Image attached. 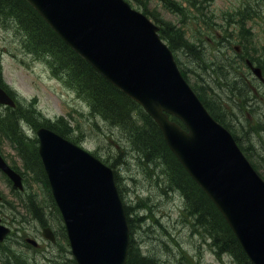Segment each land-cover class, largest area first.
<instances>
[{
	"label": "water",
	"instance_id": "95a60500",
	"mask_svg": "<svg viewBox=\"0 0 264 264\" xmlns=\"http://www.w3.org/2000/svg\"><path fill=\"white\" fill-rule=\"evenodd\" d=\"M27 1L67 45L143 106L253 264H264V181L182 76L159 28L125 0ZM253 71L262 78L259 68ZM0 103L14 106L1 87ZM37 136L77 263L126 264L130 229L113 169L47 128ZM0 169L22 188L1 156ZM7 232L0 226V241ZM44 235L54 241L49 229Z\"/></svg>",
	"mask_w": 264,
	"mask_h": 264
},
{
	"label": "rangeland",
	"instance_id": "374dc122",
	"mask_svg": "<svg viewBox=\"0 0 264 264\" xmlns=\"http://www.w3.org/2000/svg\"><path fill=\"white\" fill-rule=\"evenodd\" d=\"M127 1L132 8L144 11L146 7L153 15L173 22L185 32L186 38L198 49L199 58L189 52L177 51L181 67L207 101L230 114L224 117L225 124L242 138L245 147L249 146L247 154L252 156L260 174L264 175V85L255 79L240 57L252 60L264 71V1L173 0L181 6L178 14L161 0ZM247 7L252 13L245 22L236 12L241 10L244 13ZM6 25L0 22V63L7 88L23 105L36 104L37 112L46 120L53 122L64 118L77 130L74 134L77 145L102 161L108 159L107 164L123 155L116 161L114 169L120 178L124 203L136 208L132 217L144 218L133 231L135 243L143 254L153 257L159 264H233L230 256L217 257L208 236L202 231L200 234L199 227H194L193 218L185 211L181 193L166 191V178L160 168L142 165L130 155V150L126 153L117 147L112 140L120 136L119 130L94 117L88 104L55 78L45 61L27 50L17 29ZM235 78L238 81L236 87L243 90L246 103L250 99L257 100L251 106L243 104L242 99L238 100L239 93L234 97L230 94L228 83ZM204 87L212 91L209 89L206 93L202 90ZM30 134L32 136L34 132L30 130ZM0 152L10 164L26 174L27 191L48 205V193L29 178L11 143L1 137ZM10 189L7 177L0 172V196L6 204L2 216L14 230H19V243L9 248L11 254L20 255L31 264H64L68 260L65 251H69L66 240H61L59 245L45 241L38 220L25 211ZM12 205L14 212L10 210ZM12 213L18 221L11 219ZM47 221L48 226L59 234L62 221L51 217ZM27 239L37 240L41 246L35 248L26 242Z\"/></svg>",
	"mask_w": 264,
	"mask_h": 264
},
{
	"label": "trees",
	"instance_id": "16d2710c",
	"mask_svg": "<svg viewBox=\"0 0 264 264\" xmlns=\"http://www.w3.org/2000/svg\"><path fill=\"white\" fill-rule=\"evenodd\" d=\"M161 2L170 10H174L175 13L180 12L181 6L178 2L173 0H161ZM193 7H196V5L193 4ZM144 12L145 14L149 13L151 19L160 27L162 39L169 44L174 52L182 50L194 54L196 59L199 58L197 56L198 49L186 38L185 32L179 26L153 15L146 7ZM236 13L245 22L249 18L241 10ZM0 22L7 24L8 28L17 29L27 50L45 61L49 65L52 75L64 82L79 98L88 104L94 117L101 118L110 125V128L119 130L121 137L112 140L115 141L117 147L126 153L130 150V155L134 156L142 165L160 168L166 178V191L181 193L185 201L186 213L193 218L194 227H199L198 232L200 234L204 232L208 236L210 246L217 257L222 258L223 255H228L233 259L234 264H252L222 214L186 172L167 146L158 124L138 103L101 76L72 50L26 0H0ZM2 71L0 63L1 85L4 83ZM221 73L225 72L221 71ZM237 83L236 78L235 80L231 79V83H228L230 94L234 97L239 93L241 98L237 94L238 100L242 99L243 104L251 106L257 100L249 97L250 101L246 103L245 96L242 94L243 90L236 87ZM194 89L212 116L228 128L229 125L225 124L224 117H229L230 114L219 108L214 102L207 101L197 88ZM209 89L208 87L202 88L206 93ZM35 107L36 105L30 103L15 110L10 108L0 109V130L16 145L17 151L24 162V168L32 172L35 179L49 192L47 176L38 152V140L35 137L30 138L25 135L21 128L22 123L32 126L35 130L41 126L48 127L74 142L77 139L74 136L77 130L68 124L64 118L55 122L44 120L36 112ZM236 139L240 144L241 139L239 137H236ZM242 150L247 154V149L242 148ZM120 157L110 161L111 167L116 166V161ZM105 162H109V160L106 159ZM254 165L257 167L255 162ZM116 181L119 185L120 178L117 173ZM49 200L50 204L47 206L49 214L54 220H60L51 196H49ZM28 206L32 215L36 216L43 224H46V212H44L43 206L37 202L36 197L28 199ZM135 210L136 208L133 206H126L132 232L138 222L144 221V218L132 217ZM11 253V250L6 248L3 254L5 260L11 264H31ZM69 264H76V262L71 260ZM127 264H159V262L153 257L143 254L132 239Z\"/></svg>",
	"mask_w": 264,
	"mask_h": 264
},
{
	"label": "flooded vegetation",
	"instance_id": "af4514ba",
	"mask_svg": "<svg viewBox=\"0 0 264 264\" xmlns=\"http://www.w3.org/2000/svg\"><path fill=\"white\" fill-rule=\"evenodd\" d=\"M0 204H4V202H3V198H2V197H1ZM4 205H6V204H4ZM4 205H2V206L4 207ZM37 246H39V245H37Z\"/></svg>",
	"mask_w": 264,
	"mask_h": 264
},
{
	"label": "bare ground",
	"instance_id": "6f19581e",
	"mask_svg": "<svg viewBox=\"0 0 264 264\" xmlns=\"http://www.w3.org/2000/svg\"><path fill=\"white\" fill-rule=\"evenodd\" d=\"M57 251H58V250H57ZM68 252H69V251H65V255H67V254H68ZM62 255H63V254L61 253V254H60V256H62Z\"/></svg>",
	"mask_w": 264,
	"mask_h": 264
}]
</instances>
